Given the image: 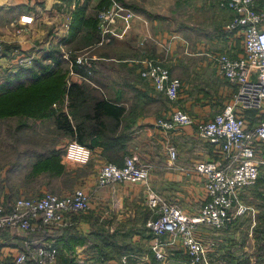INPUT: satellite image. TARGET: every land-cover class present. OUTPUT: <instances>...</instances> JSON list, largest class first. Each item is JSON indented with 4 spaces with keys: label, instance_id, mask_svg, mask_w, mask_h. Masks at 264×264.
Masks as SVG:
<instances>
[{
    "label": "built area",
    "instance_id": "built-area-1",
    "mask_svg": "<svg viewBox=\"0 0 264 264\" xmlns=\"http://www.w3.org/2000/svg\"><path fill=\"white\" fill-rule=\"evenodd\" d=\"M218 6L231 12L225 28L240 35L243 46L242 55L237 57L227 52H205L217 75L231 88L226 103L207 120H198L174 107L167 116L154 121L156 127L167 133L192 125L194 136L213 147V158L200 159L191 168L203 178L206 198L202 207L189 213L177 203L152 194L148 185L150 167L136 155L126 156L121 166L102 163L95 176V188L124 181L146 187L149 191L146 203L153 212L146 221L152 234L150 248L163 263L167 260L165 249L179 246L189 264L204 262L215 241L202 238L199 225L220 229L226 226L228 219L243 214L245 206L239 200V193L255 184L264 164V0H219ZM121 10L124 9L119 6L99 10L98 45L116 36L110 25L115 23ZM125 13L126 18L133 15L128 10ZM69 52L72 51L63 50L62 56L68 58ZM17 59L22 61L21 56ZM75 63L90 66L89 59L80 55L76 56ZM71 65L70 62V76L82 77ZM142 66L140 76L148 79L156 92L175 102L182 87L181 80L173 77L168 67L159 61L148 59ZM167 152L171 160L176 159L173 145L167 147ZM90 156L91 150L74 140L65 146L66 162L84 164ZM1 199L0 195V233L5 229L34 232L42 227L49 232L68 227L73 223L74 214L91 209V193L83 188H74L65 194L45 192L36 197L19 196L8 205ZM24 243L25 249L15 258L16 264H25L29 259L36 264L55 263L56 253L49 245L39 243L31 248V241ZM130 257L123 254L120 264H131Z\"/></svg>",
    "mask_w": 264,
    "mask_h": 264
},
{
    "label": "crops",
    "instance_id": "crops-1",
    "mask_svg": "<svg viewBox=\"0 0 264 264\" xmlns=\"http://www.w3.org/2000/svg\"><path fill=\"white\" fill-rule=\"evenodd\" d=\"M82 1L0 0V40L13 43H21L23 41L24 43L22 34L26 30H34L38 24L44 23L42 21L47 11L51 17L58 16L59 21L53 22L56 24L53 26V33H60V38L61 36L63 38L69 30L73 11L77 4ZM137 1H140V5L153 14V17L134 12L120 2L112 0L109 9L114 6L124 9L119 11V14L115 18V23L110 25L116 34V36L112 37L115 40L112 48L116 47L117 40L123 39L119 45L128 47L130 45L129 49L132 53V50H136L138 44L143 46L151 42L156 55L153 56L155 58L143 53L137 57L128 55L127 59L125 58L126 64L127 67L134 68L131 77L134 79L137 77L136 84L134 82L135 85L133 84L132 88L129 86L115 87L114 89L107 90V92L117 97L122 94L126 107L132 105L134 93L136 91L140 93L138 94V98L134 100L137 111L131 120L133 130L130 133L129 140L125 143V151L128 155H136L140 161L149 165L148 185L152 194H156L167 201L177 203L186 212L193 213L202 207L206 197L202 176L191 168L200 159L213 158V152L212 154L210 153L213 147L208 142L194 136L192 125H186L179 130L167 133L156 127L154 121L158 117L167 116L174 107L188 111L198 120H205L206 118L204 117L206 116H210L211 118L214 113L219 111L226 103L231 88L225 79L217 75L213 63L205 52L219 51L227 52L233 57L240 56L243 53L242 38L240 35L226 30L225 26L231 18V12L220 8L216 4V0H204L200 3L197 0H175V6H179L181 3L185 5L194 3L196 4V8L202 7L203 9L213 11L214 21L212 28L206 26L205 19L203 21L197 20L194 24L186 25L194 33L189 34V36L185 35L186 37H182L179 34L175 35L171 33L172 31H165L167 29L162 31L160 23L161 21H166L162 17V14L150 10L146 0ZM91 2L92 8L96 4V0H91ZM126 10L132 12L133 15L126 18ZM219 15L221 16L219 17ZM197 31H200V33H197ZM172 36H175V38L171 39ZM128 41H130L129 44L127 43ZM177 46L182 48V53L176 54L174 52ZM161 48H166L165 50L170 53V64L168 67L171 68L172 76L179 78L182 83V88L175 102L167 99L166 101L163 98L162 101L148 100V97L144 96V93L148 94V88L145 85L151 89L152 84L149 80L143 79L139 75V71L143 67L142 65H144L145 60L152 59L161 62L160 54H163L161 53ZM5 56L1 57V60L7 59ZM13 57L14 55L11 54L8 59L13 61L17 56ZM100 58L92 54L91 59ZM70 78L75 80L77 77L72 75ZM67 82L69 81L67 80ZM140 82L144 85H141ZM64 100L66 101V98ZM170 145H173L176 149L177 156L175 160L169 158L167 147ZM54 148L58 147L54 146ZM61 150H63L61 162L69 169H80V173L77 171L79 178L73 183L71 189L83 188L91 193V209L88 212L73 215L74 225L72 231L87 235L93 230L94 224L98 225L102 223L110 232L116 231L117 228L123 229L125 227V229L118 231V233L125 235L133 241L142 239V230H130V226L132 224H135L137 227L141 226L138 216L139 210L144 209L147 204L146 200L149 191L146 187L141 183L124 181L102 188H95V174L102 161L98 156L100 155V149L94 148L91 150L90 159L94 160V165L93 163L74 165L73 163L66 162L64 160L65 147ZM82 171L83 174H81ZM3 186L2 190L5 192L9 191L8 185L5 182H3ZM65 189L60 188L59 190L61 193L70 191H65ZM19 190L24 191V188L21 187ZM239 200L247 208V205L240 197V193ZM116 202L119 203V206L116 205ZM122 205L131 209L128 213H124L119 217L116 213L119 210L121 212ZM134 208L137 209L133 213ZM205 229L208 228L204 224L199 225L200 236L202 238H211L210 235L205 234ZM56 235L54 230L47 232V229L42 227H40V230L34 232H24L19 229L3 230L0 233V264H16L15 258L20 251L25 249V241L32 242L30 243L31 248L34 244L39 243L52 247L56 253L54 264H58ZM84 247L85 245L76 247L74 253L76 264L92 261L87 259ZM167 250L166 248V256H169ZM147 257L145 253L140 255V257L137 256L138 261L135 264H145ZM25 264H33V262L29 259Z\"/></svg>",
    "mask_w": 264,
    "mask_h": 264
},
{
    "label": "trees",
    "instance_id": "trees-1",
    "mask_svg": "<svg viewBox=\"0 0 264 264\" xmlns=\"http://www.w3.org/2000/svg\"><path fill=\"white\" fill-rule=\"evenodd\" d=\"M90 1L83 0L77 4L73 11L68 36L62 42V45L72 43L76 45H73L75 50H72L70 57H63L62 52L53 48L47 52V59L51 62L40 63L36 61L33 68L14 72L4 82L0 83V116L15 113L37 115L40 118L47 116L53 123V127L61 135L87 146L90 150L99 148L100 155L98 156L102 160L100 165L111 162L121 166L124 158L131 156L125 151V143L129 140L133 130L131 120L137 111L134 100L138 98L140 93L136 91L132 96V105L126 107L122 94L117 97L109 94L107 90L124 86L132 88L136 84L137 77L135 79L131 77L134 68L127 67L126 64L128 55L137 57L143 53L153 57L156 52L151 42L143 46L138 44L132 53L129 49L130 45L129 47L117 46V48H112L115 41L112 37L108 44L98 45L101 37L98 27V13L102 8H109L112 0H96L94 7L89 10ZM116 1L134 12L153 17V14L134 0ZM218 1L216 0L217 5ZM129 42L127 43L129 44ZM12 46V44H5V48L0 51V54L6 55ZM79 46H83V48L93 47L91 56L95 54L101 58L90 59L89 67L76 64L75 53L82 48ZM106 46L108 50H101ZM70 62L71 68L82 77H77L75 80L70 78L72 76L69 74ZM168 69L172 75L171 68L168 67ZM140 84L144 85L141 82ZM145 86L148 88V94L144 93V96L148 97V100H166L162 93L154 91L153 87L149 89V86ZM30 104L33 106L34 113L27 107ZM53 104H58V107H53ZM212 152L213 150L210 153L212 154ZM62 153L63 150L53 147L48 153L38 155L32 164L28 177H37L41 174L50 178L65 176L66 179L75 182L79 178L78 169L67 168L61 162ZM89 160L84 164H87ZM74 165L79 164L74 163ZM59 189L51 188L52 192H47L55 193L56 190L60 191ZM65 193L60 191L58 194ZM240 197L245 204L252 205L256 211L255 225L253 226L256 244L251 257L253 261L251 262L242 248L239 249L240 252L238 249L232 250L233 245L221 254L218 253L215 250L216 240L211 237L215 241V246L209 250L211 253L208 255L212 264H264V169L260 171L255 184L240 192ZM139 211L138 220L141 221V226L137 227L135 224L130 226V230H142L143 238L138 241H133L118 233L125 227L110 232L102 223L94 224L93 230L87 235L73 232L74 223L68 227L55 229L58 248L57 263L76 264L74 255L76 247L85 245L84 253L87 259L92 261L84 264H120V257L123 254L132 255L130 262L135 264L138 261L137 256L140 257L143 253L148 256L145 264H161L150 248L152 234L146 226V221L153 216V212L147 204L144 209ZM244 214L228 219L224 228L216 229L205 226L216 232H228L230 229H240L244 226L248 230L251 220L247 218L248 220H241L240 222ZM246 233L248 234L247 231ZM167 249L169 257L173 261L172 264H189L184 262L186 260H184L181 251L173 248ZM33 264L36 263L33 262Z\"/></svg>",
    "mask_w": 264,
    "mask_h": 264
},
{
    "label": "rangeland",
    "instance_id": "rangeland-1",
    "mask_svg": "<svg viewBox=\"0 0 264 264\" xmlns=\"http://www.w3.org/2000/svg\"><path fill=\"white\" fill-rule=\"evenodd\" d=\"M134 1L140 4V1ZM197 1L200 3L204 0ZM146 3L150 10L155 11L156 13H161L162 17L166 20L161 21L160 23V26L163 29L162 31L167 29L165 31H172L171 33L175 35L179 34L182 37H186L189 36V34H194L192 33L193 31L187 28L186 25L191 23L194 24L197 20L203 21V19H205L204 22L206 23V26L208 28L213 27V11L203 9L202 7L196 8V4L194 3H190L187 5L181 3L179 6H175V0H146ZM88 5L90 6V10L92 2L90 1ZM220 16L221 15H219V17ZM58 21V16L51 17V15H49V12L47 11V13L44 14V20L42 21L44 23L38 24L34 28V30H26L22 34L24 43L23 41H21V43H13L0 40L2 50L5 48V44L13 45L7 51V54L5 56L7 57V59L1 60V57H3L4 55L0 54V83L4 82L8 78V76L13 74L14 72L33 68L36 61H39L40 63L51 62V60L47 59L48 50H52L53 48L54 50L59 52H63V50H75L73 49L75 48L73 47V45H75L74 43L66 46H61L63 40H65L68 36L69 30L63 38L62 36L60 38V33H53V26L56 25L53 22L56 23ZM197 33H200V31H197ZM51 36H53L54 39ZM117 41L116 48L117 46H120V41L122 42L123 39L118 42ZM79 47L82 48H80V51H77L75 53L76 56L80 55L87 58V60H90L92 58L91 53L94 48H83V46ZM101 50H108V47L106 46ZM72 52H69L68 57H70ZM174 52L176 54H180L182 53V48L177 46ZM161 53H163L160 54V57L162 59L161 64L169 66L170 53H168V51H166L164 48H161ZM11 54H13L14 57H16V55H18L17 57L21 56L22 61L19 62L17 57L13 61H11L10 59H8ZM27 107L32 110L33 106L30 104ZM53 107H58V104H53ZM32 111L33 113L35 112L34 110ZM186 112L189 113L188 111ZM248 113L252 114L253 112ZM204 118L208 119L210 118V116H206ZM71 141L73 140H71L67 136L61 135L60 132H58L53 127V123L51 122L50 118H47V116L40 118L37 117V115H30L25 113H15L6 116H0V195H3L1 196L2 202L8 205L12 199L14 200L19 196H40L47 191H51V188H66V191L72 190V183L74 181L66 179L65 176H62L60 178H50L48 176H45L44 174H41L37 177H28L32 164L36 160L38 155L45 152L48 153L54 146H57L60 149H64L66 144ZM91 163H93V165L95 164L93 159H90L87 164ZM76 169H78L77 171L78 173H80V169ZM262 169H264V164L262 165ZM81 174H83V171L81 172ZM3 182L8 185L9 191L5 192L4 190H2L4 188ZM21 187L24 188V191L19 190V188ZM59 192L60 191L56 190L55 193ZM116 205L119 206V203L116 202ZM246 205V213L244 214L243 212L244 215L240 219V222L241 220L245 221L248 220L247 218H249L251 220V223L248 230L245 226L241 227L240 229H230L228 230V232H216L211 229L204 230L205 234L207 233L212 238H215L214 240H216V249H214L218 251V253L221 254L223 251H226L230 248L231 245H233L232 250L238 249V252H240L239 249L242 248L243 252H245L249 259H251L254 245L256 244L253 234L256 211L252 205ZM130 209H128L127 206L122 205L121 212L119 210L116 215L121 217L124 213H128ZM136 209L137 208L133 209V213L134 211H136ZM246 231L248 232V234L246 233ZM177 249L181 251L184 256L183 248L179 246ZM210 253L211 252H209L208 255ZM208 255L205 261L201 264H212ZM184 260H186L184 261L185 263H188L185 256ZM252 261L253 260L251 259V262ZM172 263L173 261L169 256H167V260L165 263L161 261V264Z\"/></svg>",
    "mask_w": 264,
    "mask_h": 264
}]
</instances>
